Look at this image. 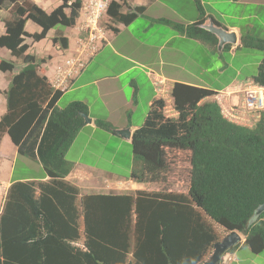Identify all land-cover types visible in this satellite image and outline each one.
Wrapping results in <instances>:
<instances>
[{
	"label": "trees",
	"instance_id": "obj_1",
	"mask_svg": "<svg viewBox=\"0 0 264 264\" xmlns=\"http://www.w3.org/2000/svg\"><path fill=\"white\" fill-rule=\"evenodd\" d=\"M6 4L12 18L4 21L0 48L21 59L22 67L0 58V72L11 74L0 141L7 135L19 155L41 165L48 180L14 181L9 187L0 214V264H202L219 241L214 224L242 234L243 246L253 253L264 248V212L256 216L264 203V116L252 127L234 124L223 117L215 101H205L216 93L175 83L171 97L177 117L164 114L163 99L154 100L130 139V180L165 188L81 197L78 188L65 180L71 170L65 155L85 125L86 105L56 107L61 92L38 73L45 60L26 54L25 39L38 42L57 26L73 27L82 0H61L50 12L29 0H0V10ZM196 7L202 14L198 0ZM143 12L142 6L112 0L105 15L112 23L127 26ZM27 21L41 31L28 34ZM160 21L190 39L217 46V38L200 27L204 17L188 26ZM51 41L61 50L68 47L61 32ZM240 41L241 48L264 53V40L243 34ZM252 82L264 86V58ZM94 124L113 132L107 122ZM171 152L189 156L185 192H169L166 187ZM80 229L85 251L71 245L81 239Z\"/></svg>",
	"mask_w": 264,
	"mask_h": 264
},
{
	"label": "crops",
	"instance_id": "obj_2",
	"mask_svg": "<svg viewBox=\"0 0 264 264\" xmlns=\"http://www.w3.org/2000/svg\"><path fill=\"white\" fill-rule=\"evenodd\" d=\"M29 1L45 12H50L61 4V0H41L43 5L47 2L49 3L51 10H48L49 8H43L37 2L38 0ZM198 1L200 2V0ZM86 2L87 0H82V8L79 12V17L73 27H66L63 28V30L51 29L48 31L46 37L38 42H31V39H26L25 41V44L28 46L26 54H30L38 60H45V62L40 63L38 73L47 78L53 89L61 92L56 107L60 108L58 103L67 96H75L79 93L80 96L78 99L69 98L65 107L72 102H81L86 105L87 116L92 122L90 124H85L82 128H94V121L102 120L107 122L113 128V131L129 128L132 134L143 125L149 113L151 103L157 99H163L165 101L164 114L165 109H169L166 110L168 115H165L167 117L176 118L177 113L173 108V99L171 97V89L175 83L203 87L216 93L205 101H215L219 105L223 117H225L231 107L239 103V95L235 92L236 88H238L239 84L253 80L258 65L264 58L261 55L259 60H257L258 62L255 60L252 63H243L241 68L237 69L230 67L229 62L221 61L219 67L214 68V70L221 76L220 78L222 80L215 79L212 84H206L199 76L207 71V66H203L204 69L201 68L199 62H197L198 57L193 56V53L195 54L198 50H201L207 53V55H213L217 46L214 47L206 42L190 39L186 37L185 34L177 31L171 24L161 22L160 20L168 19L156 15V13L159 14L160 9L154 11V16H148L150 7L153 4L152 0H126V4L131 7H144L143 14L137 16V18L131 22H135L140 17L143 19L147 18L148 25L143 28L142 33L149 35L150 31L153 32L154 30L157 31L162 30V28H167L168 32L163 34L160 40L157 41V37H154L153 40L151 39L153 43L151 45H154L156 49L155 59L153 61L140 63L138 60L135 61L126 54H119L118 50H116L112 44L117 41L118 36H120L122 32L127 30L129 24L126 26L121 23H112L106 15L103 18V22L104 24H110V28H97L96 32L98 34L95 33L94 50L91 51V49L87 47V40L91 36L92 31L84 26L87 11ZM194 3L196 7V0H194ZM222 3L227 5L228 12H205L201 5L202 14L199 13L196 7L198 16L193 14L187 22L188 24H181L174 20L171 21V23L188 26L198 22L201 17H204L203 24H208V22L211 21L216 26L226 31L234 32L237 43L235 45H229L230 48L228 49L231 53V59H233L236 56L235 52L241 49L240 38L243 34H249L254 38L264 40L263 36H261L262 34H258L257 36L254 28V24H256V26L264 32V0H238L235 2L225 0ZM157 4H159L161 10L167 8L162 3ZM5 6V9L0 10V35L4 33V22L2 20L7 21L12 18L11 6H8V4ZM64 11L67 14L69 12L68 9ZM159 27L162 28L158 29ZM24 29L28 34H35L41 31L40 27L31 21L25 23ZM111 29H115L116 31ZM57 32H61L64 37L67 38V49L61 50L58 45L52 43L51 39ZM138 40L139 39H136L137 42L142 44L141 40ZM105 48H109L114 56L120 57L126 61L129 66H125V68L120 69L118 72L98 73L97 69H101L104 62L101 57L98 61L97 58ZM223 49L225 48L223 47L222 50ZM187 50L189 51L187 52ZM164 51H166V54ZM0 58L13 61L17 69L22 67L21 59L13 58L4 48H0ZM78 64L80 66H78ZM215 65H217L216 62ZM194 66H196L195 69ZM136 67L139 68V75L145 78V81H147V84L150 85L155 93L147 102L149 109L144 112L143 116L141 115V122H139L141 124L133 123L132 119V113L138 110L140 102V88L135 83V79H130L122 87L117 85L121 76L130 73V71L134 70ZM143 70H147V74H144ZM229 70L231 71L230 76L223 79L222 77ZM10 78V73L0 72V118L6 111L5 91L8 88ZM159 81L162 82V85L159 84ZM194 81H199V84ZM91 87H93V89L88 91L90 92L89 94L85 96L81 95L84 89L86 90ZM159 87L161 88L159 89ZM95 105H98V107H95ZM97 111H102V113L106 115V118L104 117L102 119V114H97ZM80 131L78 133H80ZM110 135L113 138L119 139L121 142L130 143V139H122L114 132H110ZM68 162L71 164V170L65 180L78 188L79 196L81 197L94 194L134 195L137 191L152 192L163 189L153 184L132 182L129 177L130 173L128 177L109 175L96 169L94 166L80 162L79 159ZM17 164H20L26 169V171L18 176L13 172ZM4 169L8 170L7 175L4 174ZM1 177H4V180ZM47 180L48 177L45 176L41 165L35 160L19 155L17 148L12 144L10 138L4 135L0 141V214L3 210L7 191L14 181ZM105 184H107L108 190L100 191V188ZM167 189L169 192H176L175 189ZM82 233V229H80V238ZM82 241L83 238L78 242H72L71 245L85 251ZM242 241H244V238L241 237V242ZM211 253L212 249L208 258ZM128 257L127 261H131V254H129ZM232 260L233 259L230 261Z\"/></svg>",
	"mask_w": 264,
	"mask_h": 264
},
{
	"label": "rangeland",
	"instance_id": "obj_3",
	"mask_svg": "<svg viewBox=\"0 0 264 264\" xmlns=\"http://www.w3.org/2000/svg\"><path fill=\"white\" fill-rule=\"evenodd\" d=\"M152 1L153 4L150 7V12L148 16H154V11L160 9L159 14L156 13L157 16L168 19L170 21H178L181 24H188L187 22L193 16V14H196V16H198L194 0ZM223 1L225 0H200L203 11L205 12H228V7L227 5L222 3ZM37 2L43 8L46 7L49 8L48 10H51V7H49L48 2L45 3V5H43V2L41 0H38ZM157 3H162L167 8H163L161 10V7ZM3 9H5V7H3ZM125 10L126 9L123 8V13L125 12ZM104 17L105 16H103L98 22V28H110V24H104ZM2 21L4 22V20ZM147 21V18L143 19L140 17L135 22L129 24L127 30H125L120 34V36H118L117 41L113 43L112 46H114L115 49L118 50L119 54H126L133 60H138L140 63L151 62L155 59L156 49L154 45H151L153 44L152 40L154 37H157V41L160 40L163 34H166L168 31L167 28L159 27L158 29L162 28V30H154L153 32L150 31L149 35L144 34L142 33V30L145 26L148 25ZM254 28L257 33V36L258 34H262L261 36H263L264 38V32H262L259 27L256 26V24H254ZM55 30H63V28L61 26H57L55 27ZM95 33L98 34L97 32H93L94 35ZM136 39L141 40L142 44L137 42ZM31 42L33 41L31 40ZM188 51L189 50H187V52ZM164 52L166 54V51ZM235 55V58L231 59V53L228 51V49H223L222 51L216 49L213 55H207V53L201 50H198V52L195 54L193 53V56L198 57L197 62H199V66L201 68H203V66H207V71L199 77L206 84H212L215 79L222 80L220 78L221 76H219L218 73L214 70V68L219 67V63L221 61L229 62L230 67H232L233 69H237L241 68V65L243 63H252L255 60L256 62H258L257 60H259L261 55L264 57L263 52L258 50H247L246 48H241L237 50V52H235ZM100 57L103 59L104 62L103 67L101 69H97V72L100 74L118 72L120 69L125 68V66H129L126 61H124L118 56H114L109 48H105L103 52L99 54L97 61ZM215 62L217 63V65H215ZM195 68L196 66H194V69ZM138 71L139 68L136 67L134 70L130 71V73L121 76L117 82V85L122 87L130 79H135V83L140 88V102L138 110L132 113V119L133 123L141 124L139 123L141 122V115L143 116L144 112L149 109L147 102L155 95V93L154 90H152V88L150 87V85L147 84L145 78L139 75ZM143 73L147 74V70H143ZM230 74L231 71L229 70L227 71V73H225L222 78L226 79L228 76H230ZM194 82L199 84V81ZM92 89L93 87L87 88L86 90L84 89L81 95L85 96L86 94H89L90 92L88 91H91ZM79 96V93H77V95L75 96H67L65 99L58 103V106L63 109L67 104V100H69V98H75L77 100ZM95 107H98V105H95ZM166 110L169 109H165V114L168 115V112H166ZM97 114H102V119L106 116L102 113V111H99ZM132 153L133 152L130 143L121 142L119 139L113 138L110 135V132L104 131L95 126L94 128L84 127L81 129L80 133L76 135L73 143L67 151L65 158L68 161L79 159L80 162L94 166L96 169L103 171L109 175L128 177V174L131 172V169L133 167ZM169 155V175L167 180L169 181V185L166 187L175 189L176 192H185L187 190L189 181V156L185 152H171V154ZM33 169L36 170L35 168ZM24 171H26V169L20 164H17L15 166V170H13L14 174L17 176ZM7 172L8 170L4 169L5 175H7ZM1 178L4 180V177ZM162 188L165 187L162 186ZM104 190H108L107 184L103 185V187L100 188V191ZM214 228L218 234L219 241H221L224 237L228 235V232L222 226L214 224ZM240 235L242 238H244L242 234ZM243 242L244 241H242L240 247L236 248V250H234L233 252H228L224 254L221 258L220 263L264 264V248L258 253H253L250 248L243 246ZM231 259L233 260L230 261Z\"/></svg>",
	"mask_w": 264,
	"mask_h": 264
},
{
	"label": "built area",
	"instance_id": "obj_4",
	"mask_svg": "<svg viewBox=\"0 0 264 264\" xmlns=\"http://www.w3.org/2000/svg\"><path fill=\"white\" fill-rule=\"evenodd\" d=\"M109 3L110 0H87L86 2L87 11L84 26L92 31L91 36L87 40V47L91 51L94 50V40L96 38L93 32H96L98 22L105 16ZM79 64L78 66H80ZM159 84L162 85V82L159 81ZM235 92L239 95V103L232 106L224 118L237 125L245 127L255 126L264 116V86L257 85L252 81H246L239 84Z\"/></svg>",
	"mask_w": 264,
	"mask_h": 264
},
{
	"label": "water",
	"instance_id": "obj_5",
	"mask_svg": "<svg viewBox=\"0 0 264 264\" xmlns=\"http://www.w3.org/2000/svg\"><path fill=\"white\" fill-rule=\"evenodd\" d=\"M203 30L214 35L217 40V49L220 51L225 45H235L237 43V38L234 32L226 31L221 27L216 26L211 21L208 24H203L200 26ZM84 123L90 124L92 120L87 116L83 115ZM116 135L120 136L122 139H131V131L129 128L119 129L113 131ZM264 212V203L257 209L256 216ZM241 243V236L239 233L233 231L230 232L221 241H218L213 245L212 255L202 264H219L220 259L223 255L235 245Z\"/></svg>",
	"mask_w": 264,
	"mask_h": 264
},
{
	"label": "clouds",
	"instance_id": "obj_6",
	"mask_svg": "<svg viewBox=\"0 0 264 264\" xmlns=\"http://www.w3.org/2000/svg\"><path fill=\"white\" fill-rule=\"evenodd\" d=\"M237 233H238V232H237ZM228 234H229V233H228ZM243 243H244V242H243ZM239 246H240V243H239ZM212 252H213V248H212ZM225 254H226V253H225ZM211 255H212V253H211ZM211 255H210V256H211ZM207 260H208V259H207ZM220 262H221V259H220ZM220 262H219V263H220ZM220 264H221V263H220Z\"/></svg>",
	"mask_w": 264,
	"mask_h": 264
}]
</instances>
